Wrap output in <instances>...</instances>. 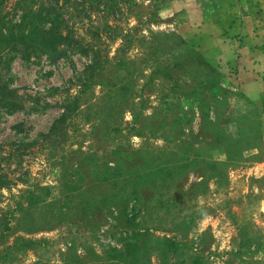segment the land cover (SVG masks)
<instances>
[{"label":"rangeland","instance_id":"1","mask_svg":"<svg viewBox=\"0 0 264 264\" xmlns=\"http://www.w3.org/2000/svg\"><path fill=\"white\" fill-rule=\"evenodd\" d=\"M76 1L0 63V264H264V0Z\"/></svg>","mask_w":264,"mask_h":264},{"label":"trees","instance_id":"2","mask_svg":"<svg viewBox=\"0 0 264 264\" xmlns=\"http://www.w3.org/2000/svg\"><path fill=\"white\" fill-rule=\"evenodd\" d=\"M8 0H0V7ZM61 0L41 1L36 10H29L23 14L25 21L0 32V63L5 65L9 60L8 55L16 54L23 61L28 62L32 58L47 57L55 61L63 53L58 51L62 44L72 42L69 32L62 35V30L68 29L67 21L62 19L65 3ZM65 0H63L64 2ZM90 0L76 1L75 6L89 4ZM91 5V4H89ZM2 17H0L1 19ZM5 32V33H3ZM8 57V59L6 58ZM64 118H59L53 124L51 132L57 128ZM6 180L0 176V188L6 184Z\"/></svg>","mask_w":264,"mask_h":264},{"label":"crops","instance_id":"3","mask_svg":"<svg viewBox=\"0 0 264 264\" xmlns=\"http://www.w3.org/2000/svg\"><path fill=\"white\" fill-rule=\"evenodd\" d=\"M259 67V65L257 64L255 68Z\"/></svg>","mask_w":264,"mask_h":264}]
</instances>
